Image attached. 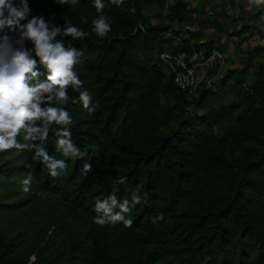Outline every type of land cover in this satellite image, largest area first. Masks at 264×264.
<instances>
[{"label": "trees", "instance_id": "16d2710c", "mask_svg": "<svg viewBox=\"0 0 264 264\" xmlns=\"http://www.w3.org/2000/svg\"><path fill=\"white\" fill-rule=\"evenodd\" d=\"M165 1L125 0L118 8L104 0L102 14L110 17L112 31L102 39L92 31V20L101 14L93 0H79L76 6L29 0L33 15L47 19L55 14L56 24L68 22L89 33L81 40L57 39L83 52L76 70L96 111L89 114L82 104L71 102L68 111L75 121L73 142L87 151L92 171L84 175L85 161L69 158L67 175L53 178L33 159V152L25 151L21 164L0 165V176L30 173L40 190L91 219L98 215V199L114 194L122 202L130 201L133 193H147L146 202L125 214L132 226L116 224L132 240L130 264H264V144L249 147L246 143L250 137H260L256 124L264 123V85L254 81L246 87L259 104L241 109L237 127L222 133L218 129L237 111L232 105L174 118L175 131L162 133L166 123L160 118V98L175 91L174 101L187 105L189 95L174 86L172 74L164 71L166 63L159 59L164 43L172 39H162L163 34L171 35L168 29L137 27L143 22V9L162 8ZM225 1L233 6L236 0ZM131 7L136 9L134 14ZM184 13L185 3L180 1L168 16L178 19ZM252 17L264 28V7H257ZM178 32L171 37L180 39ZM219 48L209 38L204 43L178 40L172 51L201 53L206 59ZM68 93L79 96L71 88ZM209 96L206 91L197 106L205 107ZM55 130L56 126L45 146L50 155L65 159L56 151ZM122 176L127 177L125 184L113 183ZM7 207L0 203V212ZM0 264L19 261L0 257ZM88 264H125L115 237L105 231L94 235Z\"/></svg>", "mask_w": 264, "mask_h": 264}, {"label": "rangeland", "instance_id": "374dc122", "mask_svg": "<svg viewBox=\"0 0 264 264\" xmlns=\"http://www.w3.org/2000/svg\"><path fill=\"white\" fill-rule=\"evenodd\" d=\"M180 1L185 3V13L171 19L168 13ZM257 7L249 10V0H236L233 6L225 0H166L162 8L143 9L142 19L147 28H167L171 35L179 31L176 38L180 39L162 35L164 40L172 38L163 46L169 51L178 40L204 43L211 38L220 47L214 50L219 55L199 66L197 85L187 97V105L174 101L175 91L160 98V118L166 123L161 128L162 133L168 135L175 131L174 118L185 119L210 108L234 105L237 111L218 128L222 133L239 125L236 116L242 108L258 106L259 102L246 91L254 81L264 85V28L252 17ZM166 67L165 72L167 64ZM241 82L245 86L240 85ZM206 91L211 96L205 100V107L199 108L197 105ZM256 129L260 137L247 139L249 147L264 144V123L257 122ZM24 156V152L16 150L0 153V165H19ZM239 156L236 151V157ZM26 176H0V203L8 205L0 212L1 258L14 257L19 264H88L92 237L105 231L115 237L122 262L132 263V240L123 229L111 224L97 225L94 219L40 190L34 181L31 191L23 192L20 182Z\"/></svg>", "mask_w": 264, "mask_h": 264}, {"label": "clouds", "instance_id": "9594fccd", "mask_svg": "<svg viewBox=\"0 0 264 264\" xmlns=\"http://www.w3.org/2000/svg\"><path fill=\"white\" fill-rule=\"evenodd\" d=\"M55 2L76 6L79 0ZM124 2L109 0L118 8ZM253 6L264 7V0H249V10ZM93 7L101 14L92 20V31L97 37L106 38L112 31V24L110 17L102 14L104 0H93ZM129 11L134 14L136 9L131 7ZM54 20L55 14L47 19L43 14L33 15L29 0H19V3L0 0V153L33 152V159L39 160L53 178L67 175V159L84 160L81 171L87 175L92 171V164L86 159L87 151H82L73 142L71 127L75 121L68 105L69 102L80 103L89 114L95 113L97 106L92 103V95L82 90L84 82L76 70L82 63L83 52L66 46L57 37L81 40L89 33L68 22L58 25ZM69 88L79 96H70ZM54 126L56 151L65 159L50 155L45 146ZM33 179L29 173L21 180L23 192L31 191ZM126 182L127 177L122 176L113 183L123 185ZM147 199V193L143 196L133 193L130 201L122 202L114 194L103 201L98 199L94 223L100 226L123 223L125 227H131L133 221L125 214ZM116 208L119 211H115Z\"/></svg>", "mask_w": 264, "mask_h": 264}, {"label": "built area", "instance_id": "2783aa9c", "mask_svg": "<svg viewBox=\"0 0 264 264\" xmlns=\"http://www.w3.org/2000/svg\"><path fill=\"white\" fill-rule=\"evenodd\" d=\"M144 26L143 23L138 24V28L141 30L144 29ZM167 36L170 37V35ZM215 55H219V53L213 51L210 57L204 59L200 53L188 55L185 51L170 52L164 48L159 53V59L168 65L174 86L178 90L191 95L197 85V65L216 57Z\"/></svg>", "mask_w": 264, "mask_h": 264}, {"label": "bare ground", "instance_id": "6f19581e", "mask_svg": "<svg viewBox=\"0 0 264 264\" xmlns=\"http://www.w3.org/2000/svg\"><path fill=\"white\" fill-rule=\"evenodd\" d=\"M141 23H143L145 26H144V29L145 28H147L148 26L146 25V23H144V22H141ZM137 29H139L138 27H137ZM144 29L143 30H141V29H139V30H141V31H144ZM169 51V50H168ZM170 52H172V51H170ZM201 54V53H200ZM203 56V55H202ZM207 59V58H206ZM212 59H210V60H208L206 63H204V64H207L208 62H210ZM165 63V62H164ZM203 64V65H204ZM201 65V63H199L198 65H197V67H196V72H197V70H198V68H199V66ZM197 76H198V74H197Z\"/></svg>", "mask_w": 264, "mask_h": 264}, {"label": "crops", "instance_id": "0c3cea01", "mask_svg": "<svg viewBox=\"0 0 264 264\" xmlns=\"http://www.w3.org/2000/svg\"><path fill=\"white\" fill-rule=\"evenodd\" d=\"M152 7H154V6H149V8H152ZM198 72V71H197Z\"/></svg>", "mask_w": 264, "mask_h": 264}]
</instances>
